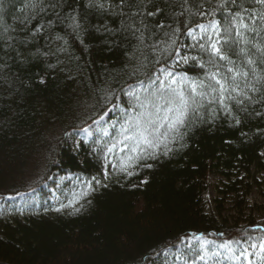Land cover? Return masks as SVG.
Listing matches in <instances>:
<instances>
[{
	"label": "trees",
	"instance_id": "16d2710c",
	"mask_svg": "<svg viewBox=\"0 0 264 264\" xmlns=\"http://www.w3.org/2000/svg\"><path fill=\"white\" fill-rule=\"evenodd\" d=\"M212 23L226 59L189 35ZM190 48L194 56L177 68L206 82L222 75L224 97L154 83ZM141 84L137 110L167 108L172 89L195 99L176 127L179 141L72 211L10 209L11 198L31 191L48 206L56 174L101 173L119 133L80 149L73 137ZM212 175L221 178L217 211L206 200ZM256 188L264 190V5L0 0V264H154L190 237L247 243L264 235V203L250 199Z\"/></svg>",
	"mask_w": 264,
	"mask_h": 264
},
{
	"label": "rangeland",
	"instance_id": "374dc122",
	"mask_svg": "<svg viewBox=\"0 0 264 264\" xmlns=\"http://www.w3.org/2000/svg\"><path fill=\"white\" fill-rule=\"evenodd\" d=\"M189 35L194 42H203L207 39L210 45L216 43L219 47L217 38L219 27L217 23L198 25L189 31ZM193 56L194 53L191 48L181 50L174 68L157 74L154 83L160 81L164 87H175L180 90L186 84H190L191 87L195 84L197 87L194 93L201 97L208 93H217V91L223 93L224 97L227 88L222 75L215 73L214 82H206V80L197 79L189 73L180 72L177 65L180 64L182 67V64H186ZM144 87V84L134 87L128 100L120 99L105 115L83 128L73 137L76 149H80L83 143H90L95 139L96 142L102 144L103 140H109V137H112L114 131L119 133V140L110 143L111 146L106 152L104 170L101 173L95 176L56 174L48 181L47 190L50 192L48 206L47 203H43L41 193L31 191L27 195L22 194L11 198L14 203L10 206V209H16L21 215H25L31 209L41 210L43 207L72 211L80 206L88 193H92L111 179L130 173L140 158H150L160 151L167 150L176 140L179 141V137L176 136L177 126L175 128L169 127V120L166 117H170L172 114L167 112L166 107L151 111L147 110L145 104H142L140 110H137V105L144 94ZM150 123H154L158 129L154 132L153 137H150L156 140V145L153 147L141 144L137 151H133L132 149L136 147L135 141L125 139L126 135H132L133 133L132 131L126 132L125 129H132L135 125L148 128ZM43 169L41 167V173H39L41 176ZM210 183L211 186L206 193V200L210 208L217 211L215 198L219 194L220 176L212 175ZM263 193L264 190L261 192L256 188L250 195L251 202L264 203ZM233 206L231 198L225 199L223 207L226 211L224 213H230L232 211L230 208ZM6 207V204L2 203L0 210ZM262 245H264V235H259L250 242L239 244L232 242L218 243L205 237H190L181 243L178 250L163 255L154 264H264V248L261 247Z\"/></svg>",
	"mask_w": 264,
	"mask_h": 264
},
{
	"label": "snow or ice",
	"instance_id": "6c2138e0",
	"mask_svg": "<svg viewBox=\"0 0 264 264\" xmlns=\"http://www.w3.org/2000/svg\"><path fill=\"white\" fill-rule=\"evenodd\" d=\"M256 2L264 5V0H256ZM243 26L247 27V25ZM211 48L216 55L220 56L221 59H226V57L221 54V49L217 47L216 43L211 44ZM249 63H251V61H249ZM245 75L247 74L245 73ZM217 82L219 83V81ZM196 87L197 86L195 84L192 86L193 92L196 91ZM165 103L168 105L167 112L172 114L170 117H166V119L169 120V127L175 128L177 125L184 124L190 104H194L196 101L192 97H186L183 92H178L176 89H172L171 96L165 101ZM125 131H132L133 133L132 135H126L125 137L127 140L135 141L136 147L132 149L133 151H137L141 144L153 147L156 145V140L154 138H150L153 137L154 132L158 131L154 123H150L148 128H141L139 125H135L132 129H125ZM253 247H255V245H253ZM261 247L264 248V245Z\"/></svg>",
	"mask_w": 264,
	"mask_h": 264
}]
</instances>
